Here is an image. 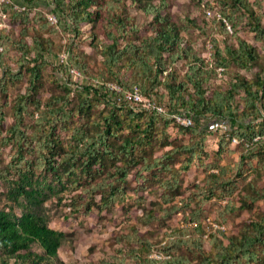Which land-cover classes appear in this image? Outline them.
<instances>
[{"label": "trees", "instance_id": "trees-1", "mask_svg": "<svg viewBox=\"0 0 264 264\" xmlns=\"http://www.w3.org/2000/svg\"><path fill=\"white\" fill-rule=\"evenodd\" d=\"M35 1L0 4V147L12 144L14 152L5 165L0 160V186L6 185L3 195L10 202L0 208V264H65L58 251L69 234L48 225L44 204L50 195L60 197L59 190L66 189L67 184L70 192L76 191L70 198L72 210L90 212L95 206L102 212L125 202L132 174L141 191L136 192L137 198L153 184L150 192L162 190L158 193L160 211L145 209L140 217L143 224L178 213L181 205L174 200L182 192L183 174L194 161L202 165L207 155L208 132L202 121L208 117L227 118L232 134L244 147L235 167L214 162L209 168L216 169L195 187L205 192L207 199L217 191L233 195L234 176H242L251 168L255 174L250 189L239 196L237 208L247 209L261 201V209L236 231L226 234L216 229L208 232L205 240L198 204L188 213V220L196 222L194 234L170 229L159 241L156 252L160 258L151 256L150 235L132 224L127 236H134L138 245L126 241V252L91 264H264V179L257 185L264 174L261 1L203 2V6L216 8L213 18L219 21L222 33L233 38L222 46L213 40L210 61L187 36L192 29L203 31V25L188 17L183 24L178 23L166 9V0H129L149 17L144 28L127 11L124 0H45L55 23L32 7ZM240 23L252 31L255 43L237 35ZM97 24L102 27L100 39L94 31ZM87 25L94 40L91 46L100 55L97 79L116 82L123 89L137 88L167 111L192 115L193 124L181 126L155 109L135 110L126 103L114 102L113 92L93 80L88 55L78 48ZM61 31L69 35L68 45L56 44L47 35ZM257 41L261 42L259 48ZM7 46H12L18 59L23 60L15 72L6 60ZM65 49L69 61L91 79L77 89L65 83L60 94L42 98L43 67L50 64V56H58ZM231 66L237 70L231 71ZM241 69L254 71L250 77ZM16 82H24V90L9 101V87ZM6 106L12 115L7 126ZM170 127L175 128L177 136H188V141L173 137ZM62 132L68 135L66 141ZM256 136L259 138L253 140ZM225 149L221 136L215 155L223 157ZM225 207L237 209L229 203ZM206 241L208 248L204 246ZM33 244L41 251L33 250Z\"/></svg>", "mask_w": 264, "mask_h": 264}, {"label": "rangeland", "instance_id": "rangeland-1", "mask_svg": "<svg viewBox=\"0 0 264 264\" xmlns=\"http://www.w3.org/2000/svg\"><path fill=\"white\" fill-rule=\"evenodd\" d=\"M157 1V0H156ZM168 9L178 23L183 24L184 18L188 17L196 20L199 24L203 25L204 30L192 29L187 34L188 39L196 45L202 55L207 59H212V41L216 40L219 45L227 41H233L232 36L226 35L221 31V25L216 18L206 13L207 9L213 12L216 8H209L203 6V2L207 0H166ZM261 1L260 13L262 14V22L264 25V0ZM124 5L127 11L134 15L137 23L140 27H146L149 17L138 9L133 4H130L129 0H124ZM32 7L40 9L45 13L51 22H56V18L52 13L51 6L48 5L45 0H37ZM216 13V12H215ZM4 23V22H3ZM14 31L16 25L12 24ZM81 37H79L78 48L84 53H87V61L89 63L90 75L93 79H96L97 71L100 67V55L94 51L92 44L94 40L89 35V25L83 29ZM97 38L102 37L101 25H96L94 29ZM237 35L247 40L250 43H255L252 31L244 23L237 25ZM56 44L68 45L70 42L69 35L66 32L48 33ZM92 43V44H91ZM258 48L261 47V42H256ZM263 54V51H259ZM6 60L13 72L19 69V65L23 60L18 59L17 52L12 46H7V53L5 54ZM68 50H62L59 55L50 56L48 59L50 64L45 65L42 70V87L40 94L42 98H46L51 94H60L63 92V85L71 86L72 89H77L78 85L84 84L91 77L88 74L83 73L79 68L69 61ZM55 65V66H54ZM231 71H236L237 68L231 66ZM254 69L252 70V72ZM241 73L247 76L252 75L247 69H241ZM1 73V69H0ZM228 74V73H227ZM24 82H16L9 87V101H11L14 94L18 91L24 90ZM73 93V91L71 92ZM74 95V94H71ZM72 101H76V97L72 96ZM6 126L12 122V115L9 106L5 107ZM214 117H208L202 121L205 131L208 132L207 140L205 141V151L207 155L203 158V164L198 165L196 161L192 163L190 168L183 174L182 180V192L175 197V202L181 205V210L169 218L159 217L153 220L151 223L143 224L140 220L141 215L145 209H158L159 194L162 190L157 189L156 193L150 192L154 190V184L148 186L143 191V196L137 198L141 193L137 190L135 182L132 178V174L128 177V197L124 203H116L108 211H98L94 206L90 212L76 211L71 209L70 198L76 191L70 192V185L67 184L66 189L59 190L60 197L56 195H50L44 204V211L47 214L48 225L54 229L64 231L69 234L66 241L59 248V256L65 264H91L98 262L101 259H112L111 257L118 256L119 253L126 252L127 242L129 245H138L134 236L128 237L131 233L130 226L132 224L137 225L142 233L145 235L148 233L152 241V252H156L159 248V241L165 239L166 235L170 232V229L181 228L187 235H193V227L196 225L195 221L188 220V213L198 204L201 205V212L198 214L199 221L204 227L205 234L203 238L206 240L207 233L216 229L223 230L226 234L232 233L244 222L254 215L259 209H261V201L255 202L250 208L239 210L237 207L240 204L239 196L246 193L250 189V179L255 174L251 168L244 171L242 176H234L236 180V190L233 195H221L220 192H215L210 198L205 197V192L197 190L196 185H201L206 179L209 171L216 168H209L212 163L225 164L230 163L231 167H235L239 161L240 153L243 150V144L240 142H233L231 137L238 138L235 134H232V125L229 124V136L221 134L219 131H211L207 125L209 121ZM29 120V119H28ZM169 131L173 137L177 136L174 127H170ZM224 136L226 142V149L223 157L215 155L217 149L218 138ZM62 138L64 141L68 139V135L62 132ZM179 141H188V136H177ZM239 139V138H238ZM0 160L2 165H5L13 155L12 144H6L0 147ZM255 164V160L252 161ZM179 162L176 163V166ZM235 171V170H234ZM12 173V172H11ZM256 177V176H255ZM264 179V174L257 179V185L260 186ZM6 185L0 186V208L2 206L9 205L10 202L3 195ZM138 192L139 194H136ZM143 197V198H142ZM99 199V196L96 200ZM140 201V202H139ZM234 204L235 210L227 209V204ZM18 212V209H16ZM161 214V213H160ZM127 241V242H126ZM130 242V243H129ZM204 246L208 248V242L206 241ZM33 250L41 251L36 245H32Z\"/></svg>", "mask_w": 264, "mask_h": 264}, {"label": "built area", "instance_id": "built-area-1", "mask_svg": "<svg viewBox=\"0 0 264 264\" xmlns=\"http://www.w3.org/2000/svg\"><path fill=\"white\" fill-rule=\"evenodd\" d=\"M9 0H0L2 2H8ZM16 7H19L16 5ZM208 15H213V11L210 9L206 10ZM226 28L231 32L230 25L225 22ZM221 68H219L220 70ZM95 82L103 84L109 90L113 92L111 99L117 104L126 103L135 110H149L155 109L158 112L164 114L166 117L173 119V121L181 126H191L194 122L192 115L185 113L181 110L167 111L162 105L157 104L154 100H151L142 95V93L137 88L123 89L118 83L113 81H100L99 79H93ZM230 122L225 117H214L212 118L207 127L211 131H219L225 136H229V126ZM259 136H256L253 140H257ZM233 142H240V139L236 137H231ZM151 256L155 258H160L161 255L157 252H153Z\"/></svg>", "mask_w": 264, "mask_h": 264}]
</instances>
